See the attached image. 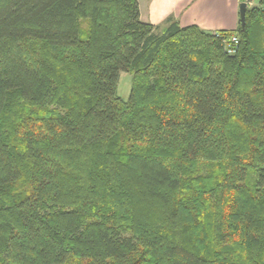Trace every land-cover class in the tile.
<instances>
[{
    "label": "trees",
    "instance_id": "16d2710c",
    "mask_svg": "<svg viewBox=\"0 0 264 264\" xmlns=\"http://www.w3.org/2000/svg\"><path fill=\"white\" fill-rule=\"evenodd\" d=\"M0 264H264V0H0Z\"/></svg>",
    "mask_w": 264,
    "mask_h": 264
},
{
    "label": "crops",
    "instance_id": "0c3cea01",
    "mask_svg": "<svg viewBox=\"0 0 264 264\" xmlns=\"http://www.w3.org/2000/svg\"><path fill=\"white\" fill-rule=\"evenodd\" d=\"M201 1L202 0H150L146 6V12L142 10L140 5L141 19L145 23L159 26L163 24L167 18L173 16L182 27L196 25L202 30L210 33L235 31L239 28L240 24L237 16H233L231 20L223 24L212 21V9H205V18L201 16L199 20V18L194 17L192 11L201 4ZM123 76L124 75L121 76V80ZM120 92L122 95L126 93V91L122 90Z\"/></svg>",
    "mask_w": 264,
    "mask_h": 264
},
{
    "label": "rangeland",
    "instance_id": "374dc122",
    "mask_svg": "<svg viewBox=\"0 0 264 264\" xmlns=\"http://www.w3.org/2000/svg\"><path fill=\"white\" fill-rule=\"evenodd\" d=\"M141 8L144 12H146V6L150 0H138ZM242 3H247L248 8H252L259 3V0H247L246 2H242V0H202L201 4L198 5L192 11L194 17L199 18L203 16L205 18V9H212L213 15L211 20L218 23L223 24L227 23L229 20L233 18V16H237V19L240 22V5ZM141 11V10H140ZM196 20V19H195ZM123 78L120 82L119 86V95L124 100H128L131 92V77L127 74H123ZM126 91L123 95L121 94V90Z\"/></svg>",
    "mask_w": 264,
    "mask_h": 264
},
{
    "label": "built area",
    "instance_id": "2783aa9c",
    "mask_svg": "<svg viewBox=\"0 0 264 264\" xmlns=\"http://www.w3.org/2000/svg\"><path fill=\"white\" fill-rule=\"evenodd\" d=\"M240 44V40L237 36H233L226 42V49L230 55L236 54L238 50V46Z\"/></svg>",
    "mask_w": 264,
    "mask_h": 264
},
{
    "label": "water",
    "instance_id": "95a60500",
    "mask_svg": "<svg viewBox=\"0 0 264 264\" xmlns=\"http://www.w3.org/2000/svg\"><path fill=\"white\" fill-rule=\"evenodd\" d=\"M247 9H248L247 3H242L240 5V22L243 29L245 28V24H246Z\"/></svg>",
    "mask_w": 264,
    "mask_h": 264
}]
</instances>
